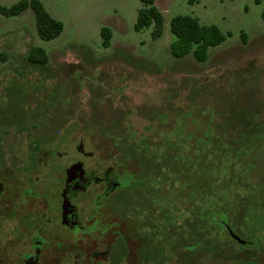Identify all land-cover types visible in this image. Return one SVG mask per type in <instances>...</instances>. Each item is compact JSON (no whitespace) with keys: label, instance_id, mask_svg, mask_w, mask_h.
Masks as SVG:
<instances>
[{"label":"rangeland","instance_id":"rangeland-1","mask_svg":"<svg viewBox=\"0 0 264 264\" xmlns=\"http://www.w3.org/2000/svg\"><path fill=\"white\" fill-rule=\"evenodd\" d=\"M20 1L0 0V8L9 9ZM37 1L62 23L63 31L45 41L38 36L31 8L13 17L0 13V131L10 125L19 129L22 114L29 120V140L56 139L66 123L63 112H76L77 141L86 136L81 129L86 120L102 134L109 152L135 145L151 167L159 166V156H166L169 177L162 179L165 182L154 179L152 189L165 195L155 206L167 213L177 238L189 215L192 195L188 179L193 164L185 165L184 159L194 156L199 167L195 172L211 176V183L218 185L220 176L232 168V175L225 178L239 183L226 187L227 193L234 199L238 190L252 201L245 227H240L238 219L228 223L237 236L256 243L260 252L236 247L227 257L195 247L187 264H264V126L239 143L234 128L240 125L232 114L254 112L256 122L264 124V0L260 4L198 0L193 5L189 0H156L163 15L158 39L151 37L152 27L134 29L139 0ZM175 16L215 25L225 39L208 49L204 61L196 60L193 52L176 58L170 51L174 41L170 21ZM103 28L111 34L107 48L102 45ZM38 49L43 55L31 61L30 54ZM43 113L45 117L35 119ZM21 139L0 133L2 141ZM206 155L211 162L208 169ZM219 166L224 171L217 173ZM0 177L6 180L4 174ZM174 252L166 264H184L179 251ZM133 256L115 264H138ZM90 264L107 262L99 259Z\"/></svg>","mask_w":264,"mask_h":264},{"label":"flooded vegetation","instance_id":"flooded-vegetation-1","mask_svg":"<svg viewBox=\"0 0 264 264\" xmlns=\"http://www.w3.org/2000/svg\"><path fill=\"white\" fill-rule=\"evenodd\" d=\"M63 116L67 124L56 139L29 140L22 114L19 129L0 131L22 138L0 140V176L6 179L0 177V264H115L133 255L137 260L163 236L170 240L167 213L155 206L165 195L152 189L154 179L169 177L166 156L151 167L135 145L109 152L86 120V136L77 141L79 115Z\"/></svg>","mask_w":264,"mask_h":264},{"label":"trees","instance_id":"trees-1","mask_svg":"<svg viewBox=\"0 0 264 264\" xmlns=\"http://www.w3.org/2000/svg\"><path fill=\"white\" fill-rule=\"evenodd\" d=\"M197 1L198 0H189V4L193 5ZM254 1L256 4H260L261 0ZM139 2L141 8L138 10L136 23L134 24L135 31H141L152 27L151 37L153 39L160 38L163 33V15L155 4L156 0H139ZM28 8L34 11L36 30L38 36L42 40L50 41L60 36L63 31L62 23L53 19L37 0H22L9 9L0 8V13L8 17H13L18 16ZM262 17L264 19V10L262 12ZM170 31L174 36V41L170 45V51L176 58H183L193 52L196 60L204 61L207 57L208 49L221 44L225 39V36L215 25L200 24L198 19L191 16L173 17L170 21ZM101 36L103 47H109L111 37L109 30L103 28L101 30ZM42 53L43 51L41 49L33 50L29 59L33 61L38 55H43ZM45 61L46 59L40 60V63L44 64ZM232 114H235L233 118L234 123L240 125L234 128L235 137L239 143L245 141L248 135H257L264 126L259 120L256 122L254 118L257 116L254 115V112H232ZM208 149H210V147H207L205 152H207ZM189 156L190 160L186 161L184 159V163L185 165L193 164L192 176H189L188 179L192 195L189 200V215L186 217L182 232L178 235V238L173 236L172 233L170 240L164 239L165 236H163V240L151 243L152 250L147 248L145 252L142 251L137 255L138 264H140V259L143 260V264H166L167 257L170 258V254L175 253L174 251H179L182 260H185L183 263L187 264V257L194 253L193 248L195 247H200L206 253H210L214 256L226 255L229 257L234 253L236 247L259 253L260 248L256 243L244 240L246 244H239L240 246H238L229 232L222 227V223H226L233 232L231 224L228 223L233 219H238L240 224H242L240 227H245L249 215L248 205L249 202L252 201V199L249 201L248 197L246 199L242 196L238 190L234 193V199L227 193L226 187L236 186L239 183V181H234V183L231 184V178H225L230 176L229 174L232 175L233 169L231 168L230 170L229 168L224 176H220L223 177V179L219 185L217 183H211V176L208 177L202 174L201 176L199 174L200 171H196L198 173L197 175L195 174V170L199 169L197 165L198 162L195 163L192 160L194 156ZM197 157L198 159L196 160H199V156ZM222 163L224 162L222 161ZM195 164L198 168L195 167ZM205 164L206 169H208L206 166L211 164L210 158L207 155L205 156ZM215 167L218 166L216 165ZM220 170L221 167L219 166V168L216 169L217 173ZM222 171L224 170H221V172ZM219 187H222V189ZM255 198L257 197L254 196L253 200ZM232 205H234V207ZM162 214L163 216L164 214L166 215L164 211H162ZM168 223L172 228V223ZM233 233L236 235L235 232ZM166 238H168V236ZM152 252L154 254L149 255Z\"/></svg>","mask_w":264,"mask_h":264},{"label":"water","instance_id":"water-1","mask_svg":"<svg viewBox=\"0 0 264 264\" xmlns=\"http://www.w3.org/2000/svg\"><path fill=\"white\" fill-rule=\"evenodd\" d=\"M222 227L225 229V230H227L228 232H229V234H230V236L238 243V244H240V245H245L246 244V242L243 240V239H241L240 237H238L237 235H235L232 231H231V229H230V227L226 224V223H222Z\"/></svg>","mask_w":264,"mask_h":264}]
</instances>
